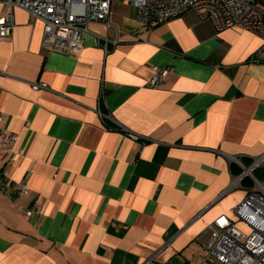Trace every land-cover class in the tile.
<instances>
[{
  "label": "crops",
  "instance_id": "obj_1",
  "mask_svg": "<svg viewBox=\"0 0 264 264\" xmlns=\"http://www.w3.org/2000/svg\"><path fill=\"white\" fill-rule=\"evenodd\" d=\"M9 11L0 131L18 139L0 151L24 152L0 170L29 189L0 191V264H199V235L253 182L224 190L264 153L261 38L195 10L141 27L118 0L72 55L43 49L41 20L0 3ZM152 65L172 68L155 86Z\"/></svg>",
  "mask_w": 264,
  "mask_h": 264
},
{
  "label": "built area",
  "instance_id": "obj_2",
  "mask_svg": "<svg viewBox=\"0 0 264 264\" xmlns=\"http://www.w3.org/2000/svg\"><path fill=\"white\" fill-rule=\"evenodd\" d=\"M118 0H0L2 4L20 7L41 20L43 35L41 46L48 51L75 55L83 47V34L89 24L103 21L111 26L110 7ZM135 7L136 19L141 27L165 21L187 10H195L201 18L212 20L218 29L237 25L261 38L260 46L251 60L264 61V0H122ZM14 26L12 12L0 17V38L8 37ZM137 30H134L136 32ZM148 80L155 86L171 67L152 65ZM34 89L46 88L44 82H32ZM18 139L17 132L1 130L0 146ZM23 148L0 151V161L9 163L15 155L23 154ZM264 153L244 168L227 191L248 174L252 186L248 193L231 208V215L220 214L199 235L205 248L199 264H264ZM263 167L261 179L253 170ZM6 173L0 170V191L21 194L29 189L25 180L11 183ZM11 193V194H12ZM26 213H29L27 211Z\"/></svg>",
  "mask_w": 264,
  "mask_h": 264
},
{
  "label": "trees",
  "instance_id": "obj_3",
  "mask_svg": "<svg viewBox=\"0 0 264 264\" xmlns=\"http://www.w3.org/2000/svg\"><path fill=\"white\" fill-rule=\"evenodd\" d=\"M255 169H256V168H255ZM255 169H254V174H255V176L258 178L260 175L258 176L257 173H255ZM256 170H257V169H256ZM246 177H247V176H244V177H243L244 181H245V180H248V178H249L250 182H252V180L250 179L249 176L247 177V179H245ZM243 179H242V180H243Z\"/></svg>",
  "mask_w": 264,
  "mask_h": 264
},
{
  "label": "rangeland",
  "instance_id": "obj_4",
  "mask_svg": "<svg viewBox=\"0 0 264 264\" xmlns=\"http://www.w3.org/2000/svg\"><path fill=\"white\" fill-rule=\"evenodd\" d=\"M191 263V262H190ZM191 264H193V263H191Z\"/></svg>",
  "mask_w": 264,
  "mask_h": 264
}]
</instances>
